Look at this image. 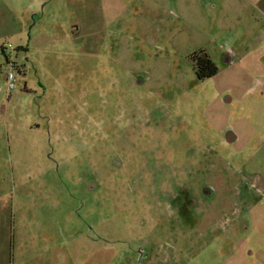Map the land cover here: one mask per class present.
Listing matches in <instances>:
<instances>
[{
	"label": "rangeland",
	"instance_id": "1",
	"mask_svg": "<svg viewBox=\"0 0 264 264\" xmlns=\"http://www.w3.org/2000/svg\"><path fill=\"white\" fill-rule=\"evenodd\" d=\"M208 1L0 0V264H244L264 50Z\"/></svg>",
	"mask_w": 264,
	"mask_h": 264
},
{
	"label": "crops",
	"instance_id": "2",
	"mask_svg": "<svg viewBox=\"0 0 264 264\" xmlns=\"http://www.w3.org/2000/svg\"><path fill=\"white\" fill-rule=\"evenodd\" d=\"M207 6L222 41L244 47L248 57L253 50H264V0H209ZM257 238L255 247L248 248L244 264H264V236Z\"/></svg>",
	"mask_w": 264,
	"mask_h": 264
},
{
	"label": "trees",
	"instance_id": "3",
	"mask_svg": "<svg viewBox=\"0 0 264 264\" xmlns=\"http://www.w3.org/2000/svg\"><path fill=\"white\" fill-rule=\"evenodd\" d=\"M194 63V71L197 79L202 80L216 74L218 71L217 65L210 59V57L203 51L194 53L192 55Z\"/></svg>",
	"mask_w": 264,
	"mask_h": 264
},
{
	"label": "built area",
	"instance_id": "4",
	"mask_svg": "<svg viewBox=\"0 0 264 264\" xmlns=\"http://www.w3.org/2000/svg\"><path fill=\"white\" fill-rule=\"evenodd\" d=\"M7 86L9 89L13 88L14 87V76L12 73H9L7 75Z\"/></svg>",
	"mask_w": 264,
	"mask_h": 264
}]
</instances>
